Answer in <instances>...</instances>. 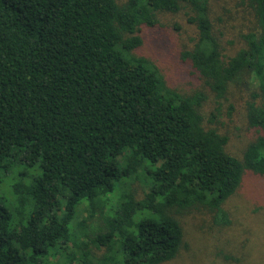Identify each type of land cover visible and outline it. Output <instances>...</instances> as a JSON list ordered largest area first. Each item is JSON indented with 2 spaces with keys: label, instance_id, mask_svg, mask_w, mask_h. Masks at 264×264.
<instances>
[{
  "label": "trees",
  "instance_id": "16d2710c",
  "mask_svg": "<svg viewBox=\"0 0 264 264\" xmlns=\"http://www.w3.org/2000/svg\"><path fill=\"white\" fill-rule=\"evenodd\" d=\"M237 5L257 29L225 55L210 0H0V172L14 174L0 196V264H160L185 245V213L229 224L224 202L245 171L264 175V0ZM179 10L195 28L182 56L216 98L240 74L255 82L245 120L259 134L240 156L203 124L204 91L169 86L135 52L141 26Z\"/></svg>",
  "mask_w": 264,
  "mask_h": 264
},
{
  "label": "rangeland",
  "instance_id": "374dc122",
  "mask_svg": "<svg viewBox=\"0 0 264 264\" xmlns=\"http://www.w3.org/2000/svg\"><path fill=\"white\" fill-rule=\"evenodd\" d=\"M237 3L238 0H210L212 22L225 55L233 54L244 45V33L257 29L253 13L246 5ZM158 18V24L153 27L141 26L142 44L135 52L153 61L169 86L182 93L204 91L206 97L200 106L203 124L225 133L227 151L240 156L249 140L259 134L245 120V106L255 87L252 75L240 74L229 84L225 95L216 98L182 56L194 41V25L187 22L183 10L160 13ZM11 168L17 173L24 165L16 161ZM38 172L35 167L27 169L30 176ZM11 173L3 178L0 172V179L4 180L0 181V196H4V201L9 200L10 194L3 186L13 181ZM134 186L142 188L138 181ZM138 197H141L140 189ZM224 207L230 217L229 224L224 226L214 225L204 209H192L182 215L185 245L174 258L160 264H264V175L246 170L241 184L225 200ZM86 215L82 203L73 220L75 232ZM69 225L71 228L72 224ZM101 227L100 219L94 218L89 221L88 232L93 233ZM67 246L71 248L70 243ZM95 253L100 255L101 251Z\"/></svg>",
  "mask_w": 264,
  "mask_h": 264
}]
</instances>
